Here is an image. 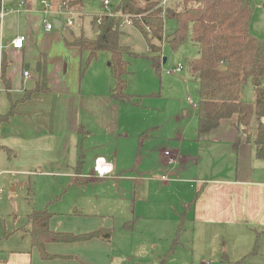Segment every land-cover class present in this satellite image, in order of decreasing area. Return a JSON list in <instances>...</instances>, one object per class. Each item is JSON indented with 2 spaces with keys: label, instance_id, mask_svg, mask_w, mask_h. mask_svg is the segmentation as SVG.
<instances>
[{
  "label": "rangeland",
  "instance_id": "374dc122",
  "mask_svg": "<svg viewBox=\"0 0 264 264\" xmlns=\"http://www.w3.org/2000/svg\"><path fill=\"white\" fill-rule=\"evenodd\" d=\"M108 1L109 9L102 0H84L80 17L61 16L63 28L69 29L67 21L72 17L73 34L91 39L99 17L113 14L120 0ZM250 1L253 10L249 31L261 39L264 37V0ZM119 19L118 42L127 49L122 58L128 63V73L123 76L127 84L124 92L132 99L127 103L118 100L121 110L118 124L110 112L101 120L84 119L89 126L84 129L85 143L80 142L83 177L75 186L54 176L55 168L0 163V250L18 247L21 236L27 235V215L47 208L53 213L52 226L71 229L61 232L79 233L74 231L83 229L81 220L89 222L92 230L110 228L112 239L104 247L112 254L116 249V256L121 254L124 261L120 264H264L259 256L241 259L232 256L230 241L225 246L218 238L197 239L194 227L185 226L183 221L181 224L179 214L175 217L171 209L179 202L184 185L178 183L164 188L159 180L165 173V158L168 159L165 152L187 156L197 148L195 115L188 98L197 104L198 83L189 74L188 62L198 57V48L190 41V31L177 47L163 41L156 61L142 34L132 24L123 23L125 18ZM8 27V30L13 28L11 24ZM174 28L172 20L165 21L166 35ZM150 42L160 45L154 39ZM85 56L88 55L84 54L86 59ZM110 61V54L98 52L90 61L91 71L84 69L83 84L91 82L92 86L86 85L85 90L91 97V110L96 113L105 110L101 95L113 87L112 77L105 75L107 68L110 71ZM177 65L182 66L180 72L166 74ZM241 100L248 103L254 100L251 83L242 86ZM116 133L123 135L116 136ZM180 136L183 144L178 139ZM102 149L115 170L109 178L89 179L94 159ZM116 153L118 156L113 161ZM183 177L175 174L169 178L182 181ZM74 209L78 212L73 213ZM163 214L166 220L160 218ZM74 218L77 221L73 222ZM126 222L132 225L131 229L124 228ZM13 230L19 233L10 235ZM215 241L219 242L218 250L210 249Z\"/></svg>",
  "mask_w": 264,
  "mask_h": 264
},
{
  "label": "crops",
  "instance_id": "0c3cea01",
  "mask_svg": "<svg viewBox=\"0 0 264 264\" xmlns=\"http://www.w3.org/2000/svg\"><path fill=\"white\" fill-rule=\"evenodd\" d=\"M42 1L50 3L47 15ZM18 2L6 0L7 12L0 19V160L3 161L0 163L55 168L54 176L68 181L69 186H75L83 177L80 172L82 165L79 164L83 157L80 142L85 143L84 129L89 126L84 119L101 120L110 112L118 124L121 118L118 100L121 99H113L110 92L103 94L100 102L105 110L99 113L91 110V97L85 90L91 82L84 85L83 77L84 71L91 69L92 65L85 67V62L83 64L86 52L67 44L83 35L73 34V24L67 25L68 30L63 28L61 20L64 14L80 17L81 12L62 10L61 0H41L43 6L39 5V0H23L22 7L17 6ZM48 22L54 26L49 31L44 29ZM9 24L13 26L12 30H8ZM95 28L91 39L97 32ZM16 36L25 38L22 49L10 46V41ZM42 60L45 61L48 90L39 93L34 89L39 80L37 64ZM3 61L6 63L5 81L1 79ZM25 71L29 73L28 78L23 76ZM105 75L111 76L108 68ZM122 101L127 103L129 100ZM188 101L190 103L191 98ZM191 106L196 122L197 104L191 103ZM11 110L13 112L9 115ZM236 121V115L223 119L216 129L197 137L195 153L183 156L176 152L170 153L173 159L165 158L162 176L179 174L185 176L182 181L170 178L163 181L162 176L159 180L164 188L178 183L184 185L179 202L176 201L175 209H171L175 217L179 214L181 224L183 221L185 226L194 227L193 234L197 239L218 238L225 246L230 241L232 256L240 259L259 256L264 259V159L258 158L254 145L239 135ZM122 135L116 133V136ZM178 139L184 143L181 136ZM237 140L238 144H235ZM117 156L116 153L112 160L116 161ZM97 158L110 163L114 172L112 161L105 159L104 149L95 157L94 164ZM93 170L88 175L89 179H94ZM77 212L73 210V213ZM52 216L50 230L71 231L61 225L52 226ZM160 218L166 220L167 217L163 214ZM81 223L83 229L73 234L91 232L93 227L89 222L81 220ZM130 226L124 228L129 230ZM98 229L110 228L94 230ZM17 233L18 230H13L10 235ZM26 234L21 236L18 247L0 250V264H120L124 261L121 254L115 255L116 249L112 254L109 248H105L112 237L108 242L92 239L47 243L45 251L53 258L44 260L38 249L31 245L28 231ZM98 245L103 246L98 249ZM218 245L219 242L215 241L210 249L218 250ZM227 255L230 257L229 251Z\"/></svg>",
  "mask_w": 264,
  "mask_h": 264
},
{
  "label": "trees",
  "instance_id": "16d2710c",
  "mask_svg": "<svg viewBox=\"0 0 264 264\" xmlns=\"http://www.w3.org/2000/svg\"><path fill=\"white\" fill-rule=\"evenodd\" d=\"M120 0L112 15L99 17L93 39L80 37L68 42L87 53L85 67L98 52L110 54V73L113 99L131 100L127 95L128 63L122 55L127 49L119 45L120 17H128L130 23L147 40L149 50L158 60L161 43L168 41L177 47L190 31V41L198 48V57L188 62L189 74L198 83L196 133L201 137L219 126L223 119L237 116L235 128L255 148L258 158L264 159V37L251 35L252 17L250 0ZM1 3V0H0ZM84 0H61V9L81 12ZM117 15V16H116ZM118 17V18H116ZM172 20L175 28L165 33V21ZM156 40L159 46L150 42ZM163 44V43H162ZM5 61L1 65V79L5 81ZM39 80L34 92L48 90L45 61L37 64ZM250 82L254 102L241 100L242 86ZM9 111V115L12 114ZM235 144H238V140ZM82 164V162H79ZM198 195V194H197ZM52 214L47 210L32 211L26 217L31 245L38 249L42 259H51L47 243H74L98 239L110 241L111 229H98L84 234L56 232L49 229ZM125 228H130L128 224Z\"/></svg>",
  "mask_w": 264,
  "mask_h": 264
},
{
  "label": "built area",
  "instance_id": "2783aa9c",
  "mask_svg": "<svg viewBox=\"0 0 264 264\" xmlns=\"http://www.w3.org/2000/svg\"><path fill=\"white\" fill-rule=\"evenodd\" d=\"M166 2H167V0H163L162 1V5L165 6ZM5 3H6V0H1V3H0V19H2L4 17V15L6 14V12H7V9L5 8ZM42 3L45 6L44 13L47 15L48 14V10H49V5L45 1H42ZM23 4H24L23 0H20L17 3V6L18 7H22ZM103 5L107 9H109V1L108 0H103ZM108 15H112V14H108ZM123 18H125V21L123 23H125L127 25H131L128 17H123ZM99 22L100 21L98 20V24H99ZM72 24H73V19L69 18L68 21H67V25L71 26ZM53 28H54V26H53V24L51 22L45 23V25H44V29L47 30V31L52 30ZM24 40H25V38L23 36H16L15 38H13L10 41V46L13 49H22L23 48V44H24ZM181 68H182L181 65H177L172 70L166 71V74L167 75H172V74L178 73V72H180ZM23 76L25 78H28L29 77V73L25 71L23 73ZM190 103H192V101ZM193 106L196 108V105L193 104ZM165 155L168 156L169 160L173 159L169 152H165ZM93 171H94L93 172V177L94 178L105 179V178H109V177L112 176L113 167H112V165L110 163L106 162L104 159L97 158L95 160L94 170ZM161 180L168 181L169 180V175L165 174L164 176L161 177ZM204 264H208V263H204Z\"/></svg>",
  "mask_w": 264,
  "mask_h": 264
},
{
  "label": "water",
  "instance_id": "95a60500",
  "mask_svg": "<svg viewBox=\"0 0 264 264\" xmlns=\"http://www.w3.org/2000/svg\"><path fill=\"white\" fill-rule=\"evenodd\" d=\"M55 27H57V24L55 25ZM95 30H97V29L95 28ZM163 61H165V59Z\"/></svg>",
  "mask_w": 264,
  "mask_h": 264
}]
</instances>
